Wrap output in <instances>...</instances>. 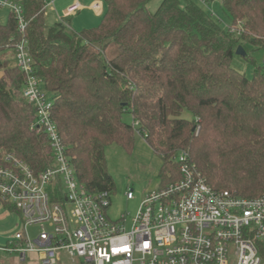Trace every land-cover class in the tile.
<instances>
[{"label":"trees","instance_id":"trees-1","mask_svg":"<svg viewBox=\"0 0 264 264\" xmlns=\"http://www.w3.org/2000/svg\"><path fill=\"white\" fill-rule=\"evenodd\" d=\"M46 1L18 0L24 36L89 191H114L106 148L132 152L138 133L162 161V185L180 178L177 161L186 154L216 192L264 198V67L252 79L232 67L239 47L264 50V0H199L221 2L225 29L194 0L185 7L163 0L155 12L147 8L153 0H104L99 25L78 32L47 26ZM22 37L11 12L0 25V71ZM25 81L18 68L0 79V165L14 154L38 174L53 166L52 149L45 132L31 130L37 109L22 96ZM185 111L193 120L182 118Z\"/></svg>","mask_w":264,"mask_h":264},{"label":"built area","instance_id":"built-area-1","mask_svg":"<svg viewBox=\"0 0 264 264\" xmlns=\"http://www.w3.org/2000/svg\"><path fill=\"white\" fill-rule=\"evenodd\" d=\"M0 8L14 14L23 35L13 50L26 76L22 96L37 109L31 130L47 134L53 157L38 174L14 154L0 165V201L20 219L12 232L0 228V264H264V198L216 192L186 154L178 158L177 181L145 194L134 216L113 220L112 194L78 180L51 118L53 98L35 74L23 6L0 0ZM80 9L75 3L68 14ZM126 198L135 200L134 191ZM30 228L38 229L35 238Z\"/></svg>","mask_w":264,"mask_h":264},{"label":"rangeland","instance_id":"rangeland-1","mask_svg":"<svg viewBox=\"0 0 264 264\" xmlns=\"http://www.w3.org/2000/svg\"><path fill=\"white\" fill-rule=\"evenodd\" d=\"M12 1L18 2V0ZM162 1L153 0L148 5V10L155 12ZM80 3L83 6L80 15L71 18V28L77 32L96 27L101 22L106 11L104 0H80ZM194 3L204 9L208 14L220 20V25L224 29L230 25V22L222 12L220 1L210 5H205L199 0H194ZM181 4L182 7H185L186 1L181 0ZM58 5L59 3L56 4V7L54 6V8H48L47 10L48 26L64 22L63 19L66 16L62 7L59 8ZM97 5H100V9L94 10ZM10 13L8 9L0 8V25L6 24ZM244 50L246 57L238 55L236 52L232 67L237 72L246 75L248 79H252L255 68L264 67V50H255L246 45L244 46ZM2 60L6 62L7 67L0 71V79L6 77L8 69L16 68L17 65L13 50L7 51ZM182 118L190 121L193 120V116L186 111L182 114ZM124 120L129 124L133 122L129 114L125 115ZM106 157L108 161V172L114 183V191L111 193L112 207L109 210V216L115 221L126 214L134 216L145 194L159 188L162 184L159 178L162 161L147 141L142 139L138 133H136L135 145L132 152H127L124 148L116 144L106 148ZM128 190L134 191L135 200H127L126 193ZM4 205L13 209L12 206L0 201V228L5 232H12L15 230V226L20 223L19 215L16 214L14 209V213H9L4 208ZM29 232L35 238L38 234V229L30 228ZM10 264L21 263L18 259H12Z\"/></svg>","mask_w":264,"mask_h":264},{"label":"crops","instance_id":"crops-1","mask_svg":"<svg viewBox=\"0 0 264 264\" xmlns=\"http://www.w3.org/2000/svg\"><path fill=\"white\" fill-rule=\"evenodd\" d=\"M59 3V8L60 7H62V10H63V12H64V14H65V18L63 19V23H60V24H63V25H66V26H68L70 29H72L71 28V18L72 17H75V16H78V15H80V13H81V11H82V9H83V6H82V4L80 3V0H54L53 1V4L52 5H50L48 8H54V6L56 7V4H58ZM75 3H79L80 5H81V9L78 11V12H76L75 14H68V8L69 7H71L72 5H74ZM48 8H46V24H47V10H48ZM100 9V5H97L95 8H94V10H99ZM99 25V24H98ZM97 25V26H98ZM48 26V25H47ZM52 26H54V25H52ZM50 27V26H49ZM73 30V29H72ZM75 31V30H74ZM140 136V135H139ZM141 137V136H140ZM142 139H144L143 137H141ZM145 140V139H144ZM9 212V211H8ZM9 213H11V212H9ZM12 214V213H11Z\"/></svg>","mask_w":264,"mask_h":264},{"label":"water","instance_id":"water-1","mask_svg":"<svg viewBox=\"0 0 264 264\" xmlns=\"http://www.w3.org/2000/svg\"><path fill=\"white\" fill-rule=\"evenodd\" d=\"M238 55L246 56L245 50L243 47H239L237 50Z\"/></svg>","mask_w":264,"mask_h":264}]
</instances>
